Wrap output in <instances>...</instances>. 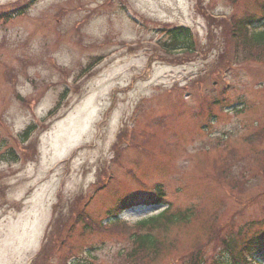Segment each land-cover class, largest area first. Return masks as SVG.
<instances>
[{"label": "rangeland", "instance_id": "374dc122", "mask_svg": "<svg viewBox=\"0 0 264 264\" xmlns=\"http://www.w3.org/2000/svg\"><path fill=\"white\" fill-rule=\"evenodd\" d=\"M26 1L0 0V11ZM202 1L220 23L262 14L253 0H35L24 15L0 23V138L19 151L24 144L15 137L39 126L29 160L0 161V264H30L53 208L57 216L74 214L92 194L85 218L97 222L95 231L80 226L61 248L53 237L50 264H66L72 253L79 254L75 264H134L124 259L134 223L166 207L189 217L157 232L166 249L153 264H183L197 247L206 260L226 258L227 236L239 225L254 220L264 229V177L247 191V177H231L244 170L240 159L255 169L264 152V61L242 53L234 61L235 40L221 24L211 43L197 9ZM164 24L192 28L200 48L167 61L173 55L158 45L156 31ZM210 98L223 103L208 105ZM210 113L214 120L201 131ZM130 127L149 133L146 145L127 142ZM105 165L112 178L102 188ZM158 184L168 205L135 206L121 215V227L99 228L112 221L106 214L117 198L150 196ZM82 244L94 248L81 254Z\"/></svg>", "mask_w": 264, "mask_h": 264}, {"label": "trees", "instance_id": "16d2710c", "mask_svg": "<svg viewBox=\"0 0 264 264\" xmlns=\"http://www.w3.org/2000/svg\"><path fill=\"white\" fill-rule=\"evenodd\" d=\"M233 2L236 3L237 0H233ZM253 2H255V4L258 5V8L262 11V15L259 16L257 14H250L248 16L243 17L240 20L239 19L234 20L233 17L229 22L223 21L220 23V21H217V19L214 16L208 14V12H206V9H204L203 7V3H204L203 1L199 7V10L201 14L205 16V18L208 20V25L210 26L209 37L211 38V43L218 37L216 34H214L213 32L214 30L212 28L218 27L221 24L222 26H224L223 28L227 30L228 37H232L235 40L233 42V46L231 50L232 56L236 55L240 58L241 56L240 54L242 53L244 60H246L247 59L246 57H248L255 61H264V3L262 0H253ZM23 13L24 10L22 11L19 10L17 16ZM15 16L16 14L12 15V13L9 11H2L0 13V21L1 20L8 21L14 18ZM255 22L258 23L263 22V29L260 30L259 32H254V34L251 33L249 35L248 29L250 28L257 29V25L255 24ZM228 25L233 27V29L232 28L228 29ZM160 28H161L160 32L162 33L161 34L162 38L159 42V45L167 53V55L168 54L173 55V58L171 59L168 58L167 61H174V60L179 61L178 57L184 54L192 56L195 53V51L198 50V48H200L201 46V41L198 37V34L195 33L189 27L164 24ZM64 96L65 94H62L63 98ZM61 101L62 98L58 103L57 107L53 109L50 112V114L53 115L58 111V109L61 107L60 106ZM35 130H36V125L30 124L24 130V132L20 134L21 137L20 139L21 142L24 144V146L21 149H19V151L15 148L13 144L9 143L6 137L1 136L0 161L17 162L18 159L23 158V156L25 159H29V155L37 149L36 148L37 142L35 141L36 143H31L32 140L31 136L33 135ZM124 134H126V132ZM263 134H264V128H263V132H260V135ZM148 138H149V133L145 129L135 128L133 140L131 139V142L135 144L145 143L147 142ZM142 139H144L143 142L138 141ZM255 160L258 161V165L256 166L255 169L253 168L249 169L248 159L247 158L240 159L238 161L241 164L239 165V167L241 168L244 167V170L239 172V177H236L234 175L231 176L234 178L247 177V179L244 180L243 184L241 185V189L243 191H247L248 189H251L254 185L260 184V183L255 184L254 179L260 180L262 177H264V152L259 153L257 159L255 158ZM5 194L6 193L4 192V195ZM156 194L157 196H155V198L152 200L149 198H142V197L140 199L126 198L124 200H121L120 204L122 205L125 204V206L127 207L136 204H146V205L164 204L165 193L161 186L157 187ZM239 203L242 202L239 201ZM122 205L117 204L116 207H121ZM73 209L74 207L70 208V210L74 211ZM75 210H77L76 207ZM57 214L58 211L56 207L54 210L53 220L45 234V242L41 248L40 253L37 255L36 259L32 264H49L47 260V255L50 254L49 246L51 244L54 245L53 240L55 238L59 237L60 239L59 241H61V239L63 240V237L65 236L64 232L67 231L68 227L72 223L73 220L72 218L74 216L70 211L68 212L67 216H64L63 213H61L59 216H57ZM188 214L189 213L187 210L171 212L169 208H166L157 215L142 220L140 223H138L136 231L129 234L130 238H128L127 241L128 243L126 244L128 247L124 255L125 261H133L134 264H140V262L143 264H153L155 261L159 260L160 257H162V255L164 254L166 248L164 241L158 238L157 232L167 231L174 224L187 221L189 217ZM262 214L264 216V206H263ZM236 215L237 217H242V216H246V213L239 216L237 212ZM66 218H67V222H66ZM260 224L262 223L251 220L250 223L246 222L242 226L239 225L237 230L232 231V233H230L227 236V240H226L229 246L228 251L225 252L227 253L226 258H221V259L210 258L206 260V258L203 257L200 253V247H197L195 249L196 253L194 254V252H192L190 258H188V256L183 258L184 259L183 264H249L241 257L240 245L243 242L241 236L245 233V229L248 226L250 227V229H253L252 228L253 225H255L258 228L256 229V232H254L252 236L247 237L248 239L245 241L246 248L251 251H254L256 253V257H262V259L264 260V229L260 227ZM76 226L77 224L75 225L74 228H76ZM112 226L119 228L121 227V223L116 222ZM85 228L88 229L89 226H86ZM104 228L106 229L107 227ZM60 230L62 231L61 235H60ZM72 236L73 235H68L66 237V240L70 241ZM57 244L55 247H57ZM122 254L123 252H121L120 256ZM181 263L182 262L180 261V264Z\"/></svg>", "mask_w": 264, "mask_h": 264}]
</instances>
